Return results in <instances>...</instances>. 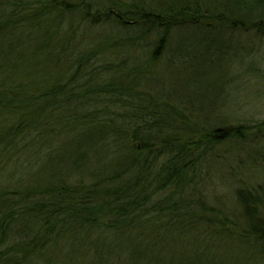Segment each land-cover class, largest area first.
Segmentation results:
<instances>
[{
    "label": "trees",
    "instance_id": "trees-1",
    "mask_svg": "<svg viewBox=\"0 0 264 264\" xmlns=\"http://www.w3.org/2000/svg\"><path fill=\"white\" fill-rule=\"evenodd\" d=\"M85 24L105 32L74 45ZM201 27L209 56L219 30L263 39L264 0H0V264H264V185L234 206L201 187L207 157L255 125L208 130L140 82ZM72 126L88 133L51 169ZM103 146L124 162L84 170Z\"/></svg>",
    "mask_w": 264,
    "mask_h": 264
},
{
    "label": "rangeland",
    "instance_id": "rangeland-1",
    "mask_svg": "<svg viewBox=\"0 0 264 264\" xmlns=\"http://www.w3.org/2000/svg\"><path fill=\"white\" fill-rule=\"evenodd\" d=\"M89 25L81 27L79 32L82 36L77 33L74 45L81 38L94 41L100 33L105 32L100 27L92 28ZM220 31L206 42L210 41L209 46L221 51V55L202 53L205 48L203 27L184 30L171 41L170 53L166 52L159 64L143 73L140 82L153 95V99H161L185 109L195 122L205 124L208 130L235 124L256 126L251 127L244 142L235 145L226 143L224 149L217 148L213 156L207 157L203 168L205 179L201 181V187L206 188V194L215 201L219 199V202L233 205V192L237 187L264 185V145L259 147L256 143V140H263L264 143V128L262 131L257 128L264 123V37L246 34L230 36V32ZM28 45L35 46L34 43ZM237 45L244 50H239ZM29 52L28 47L18 51L21 54ZM127 53L130 54V51ZM131 54L137 56L136 53ZM142 60L137 56L131 65L138 66ZM62 70L64 62L55 67L53 74L58 76ZM98 132L91 131L89 135L97 137ZM76 134L86 135L80 127L72 126L67 133H61L55 139L60 151L53 153L48 164L51 169H57L61 164L59 159L62 156L58 153L64 151V141L71 142ZM194 136L190 135V138L199 139ZM109 152L103 146L86 153L82 168L101 172L124 162V154L119 158V155ZM67 155L71 156L72 153ZM48 165L41 173L44 178L51 172H47Z\"/></svg>",
    "mask_w": 264,
    "mask_h": 264
}]
</instances>
